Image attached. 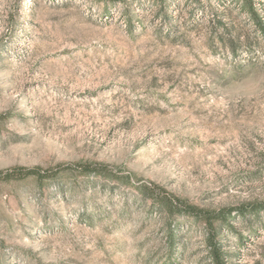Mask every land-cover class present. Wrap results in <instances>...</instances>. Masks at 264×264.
Instances as JSON below:
<instances>
[{"label":"rangeland","instance_id":"obj_1","mask_svg":"<svg viewBox=\"0 0 264 264\" xmlns=\"http://www.w3.org/2000/svg\"><path fill=\"white\" fill-rule=\"evenodd\" d=\"M78 164L106 173L58 171ZM14 167L58 174L0 182V264H211L205 223L145 187L232 210L227 264H264V31L243 0H0Z\"/></svg>","mask_w":264,"mask_h":264},{"label":"trees","instance_id":"obj_2","mask_svg":"<svg viewBox=\"0 0 264 264\" xmlns=\"http://www.w3.org/2000/svg\"><path fill=\"white\" fill-rule=\"evenodd\" d=\"M159 3L165 4L166 0H156ZM245 5L248 6L249 12L254 20L257 22V27L259 28L260 32L264 31L263 22L259 19L256 10L253 8L252 0H243ZM105 166L103 165H90V164H78L75 166H65L60 167L58 171L62 170H71L76 171L77 173L85 176H90L92 174L101 175L105 174ZM58 171L54 172L51 170H44L42 168H24V167H14L6 170H0V182L9 183V182H16V181H25L30 178L36 179L39 183H43L46 180H49L55 177ZM152 190V191H151ZM144 193H147L150 197H155V199H159L160 203L159 206L166 210L167 215L173 219L175 215H184L188 217H194L202 222L205 223L207 228V235H206V246L208 249L209 257L211 260V264H227L226 261V253L223 251L221 243L218 242V232L216 229L215 224H226L227 217L232 215V210L229 212L224 213H213L211 211L200 210L193 207H190L185 201L174 198L168 197V195H162V193H157L156 188H148L145 187ZM157 193V194H155ZM258 208V207H256ZM252 208L253 215H259V209ZM249 210V209H248ZM247 210V211H248ZM251 210V209H250ZM246 210L242 209L239 211V215L245 214ZM168 240L169 245H175L176 235L173 233V228L170 226L168 228Z\"/></svg>","mask_w":264,"mask_h":264}]
</instances>
